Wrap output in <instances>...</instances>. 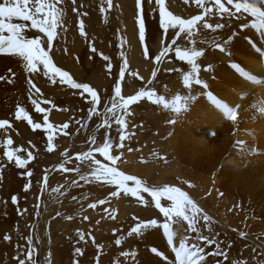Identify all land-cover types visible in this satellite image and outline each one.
I'll list each match as a JSON object with an SVG mask.
<instances>
[{"label":"snow or ice","instance_id":"obj_1","mask_svg":"<svg viewBox=\"0 0 264 264\" xmlns=\"http://www.w3.org/2000/svg\"><path fill=\"white\" fill-rule=\"evenodd\" d=\"M63 0H0V55L18 57L23 62V71L27 73V84L29 85V98L31 104L35 107V111L38 113H44V124L33 123L32 118L28 115L24 107L17 105L15 111L16 120H26L33 130L42 129L48 133L47 143L48 151L51 152L53 148V132L56 128L68 129L71 121L54 125L48 122V112L51 109L42 108L41 103L51 104L53 108L56 105L47 99H43V93L40 87H37L33 82L35 76L47 77V82L53 86H67L73 90V95H79L84 99L86 106V117L75 119L76 126L75 131L79 133L81 129L87 131L89 123L94 117L100 118V123L95 125L96 131L91 134L90 143L94 145V149H89L87 152H80L77 154L78 159L89 160L95 167L90 175H82L81 180L85 182H91L95 179L105 180L110 184L116 186V190L110 191L111 197H118L121 191L125 195H131L136 197L138 202L144 207H149L150 202L144 198L142 193H147L151 198V204L158 210L159 214H162L163 222L156 218L141 219L138 215L132 217L134 221H137L134 227L128 231L127 236L132 237L134 234L139 235L145 229H162L164 236L167 238V245L171 248V251L175 254L176 264H213V261L207 259V257H223V261L228 260V252L225 248H222L223 241L214 238V236L205 235L204 231L213 233V225L216 221L213 217L205 211V209L198 203L188 192L182 190L180 187L174 185H150L146 181L138 178L134 175H127L122 171H119L116 162L120 159V156L113 155L111 149L113 147V141L105 134L102 143L96 142V132L100 129L111 130L112 124L115 123L120 127L116 129L120 133L118 148L124 147V141L128 138L125 135V129L128 127L126 117L131 116L129 111L130 106L138 104L142 99L152 101L155 94L154 89H144L135 94L124 95L122 93V84L125 80V73L129 72V63L125 57L124 52L120 53V59L122 63L118 66V76L114 78L112 68V58L109 55H105L103 52L98 53L103 61L107 62L105 78L108 80V84L103 82H93L89 79L87 71L81 72L76 65L80 63L81 57L79 55L74 57V63L72 68L66 69L63 66H57V62L54 61L55 55L54 46L58 41H63V46L58 47L55 51H59L63 56H70V50L67 46L66 34L68 33V27L66 26V10L60 5ZM72 11L75 12L76 0H71ZM107 8L101 7V12H106L107 9L113 7L112 0H106ZM145 4L148 8L153 7V0H135V16L139 26V39L143 43L145 41ZM197 7L203 9V13L200 15H194L190 19H183L178 16H174L171 11L168 10L165 0H155V5L159 8L158 27L159 30L167 34L169 28L174 29V35L171 39V44L160 50V39L158 37L153 38V46L159 51L158 55L154 56L157 65L163 63L164 57L172 51V45L177 44V39L180 38L181 33L186 34V39L192 45L191 47H184L177 45L175 48V54L180 61H186L187 65L191 66V71H186L183 74V84L189 91L187 95H175L171 101H166L164 97H157L156 104H162L165 108H170L174 113V117L168 122L170 124H176L178 120L182 119V113H186L190 106L198 99L196 95L192 94V86L200 85L202 90L212 88L211 82L215 80V77H211L210 80H204L200 78L201 67L197 61L204 57L205 49L197 48V41L193 38L197 35L199 29L197 25L203 21V29H211L215 32L217 29L225 27L222 23H215V25L208 23L205 20V16H211L215 11L220 16H227L229 18L235 17L236 20H241L244 14L252 17L251 24L247 21L241 23L239 27L241 29H248L249 27L256 29L260 33V39L264 40V0H195ZM211 5V7H209ZM239 14V15H238ZM87 15V13H83ZM14 19L29 23H13ZM231 27V25H229ZM31 28L36 30L37 35L35 38H28L25 35V30ZM79 35L85 40H88V32L86 31L85 21L79 20L78 24ZM7 33V35H5ZM42 34V36L40 35ZM236 33H232L227 39L222 42H218L215 39L212 42V46L220 53H225L229 57L232 55L229 51L232 41L236 36ZM249 44L253 47V50L260 57L262 66H264V44L257 46V43L250 37L247 38ZM123 39L121 40V46H123ZM201 44L208 43L207 40H201ZM90 52L97 53L95 44H90ZM74 51V50H73ZM143 56L148 59L149 46H144ZM89 60L92 59L91 55L88 56ZM233 64V63H232ZM231 64V66H232ZM75 69V71L73 70ZM159 67L152 72V77L155 79ZM168 71H179V69L170 68ZM206 73H212L214 71L213 65L208 63L204 69ZM8 75H0V81H6L8 84L15 83L14 77L16 73L12 69H8ZM240 77L251 81L253 83H264V73H254L246 70L239 64V71L237 72ZM130 75H137V73L129 72ZM152 81H149L151 84ZM212 93L211 97L208 94ZM207 98L213 99V105L216 109H219L228 120L232 121V112L236 110L230 103L217 97L213 91H206ZM35 95L37 98H32ZM62 111L67 112L68 109L64 108ZM84 111V109H81ZM13 127L12 122L8 118L0 119V130H3L4 134L8 133V130ZM216 135L215 132L212 133ZM31 143V141L29 142ZM237 145H243V141H237ZM13 139L11 136L2 142L0 146L4 147L3 153L6 158L4 161H0V180L3 179V173L9 165H14L19 169H26L29 162L35 157L31 151L23 147L13 148ZM35 147V145H33ZM93 151L99 152L106 160L108 164H102L100 160L95 159ZM128 151H133L132 148H128ZM243 151V149H242ZM26 152V157H22L18 153ZM123 153H121L122 155ZM67 155V153H65ZM63 168V165H60ZM69 171V169H64ZM76 172L80 169L76 168ZM26 176L31 177L32 171H27ZM45 185L47 184V175L44 177ZM128 182L132 183V186H128ZM215 181H213L214 183ZM75 183V181H73ZM189 188H195L196 185L188 183ZM31 188V181H28L24 185L23 191L28 192ZM53 191L59 192V188L53 189ZM219 191V190H217ZM43 192V186L41 188ZM206 196H211L212 191L206 190ZM219 196L224 197L225 193L219 191ZM76 199L75 196L72 197ZM12 203L16 204L18 197L13 195L11 197ZM162 200H166L168 203L165 206L162 204ZM100 204L106 203L105 200H100ZM39 208V204L36 205ZM89 207H96L95 204H90ZM239 207V205H236ZM19 211V210H18ZM24 212L27 209L23 210ZM40 215L39 211L36 213ZM57 215H60L58 212ZM109 217L113 220L116 219L114 215L109 213ZM66 219H73L72 216H67ZM84 220H88V216H84ZM99 224V221H96ZM186 225V226H185ZM113 235H115L117 229H113ZM235 231V229H233ZM192 234H195L194 236ZM218 236L219 233H215ZM240 237L244 238L248 234L241 231ZM77 243L85 240V234L83 232H77ZM5 241L11 242V235H4ZM125 237H120L115 240V244L120 246ZM178 240V244H177ZM27 251L22 250L17 245L16 255L14 257L15 264H36L34 257L36 256V247L33 244V237L29 235L26 238ZM92 242L95 243V237L92 238ZM206 246H212L214 251H205ZM226 248H231L232 244L227 243ZM103 245L98 246V250H101ZM255 251V250H254ZM159 252V250H157ZM75 254L83 255V249L80 247L75 248ZM51 253L48 254V264H52ZM120 255L127 260L131 257L135 259V252L124 251ZM261 255H264L262 253ZM167 259L166 256L163 257ZM223 261H215V264H223ZM96 264H101L100 256H96ZM119 264V261H116ZM232 264H248L247 260L240 261L234 260ZM255 264H264V261L257 260Z\"/></svg>","mask_w":264,"mask_h":264},{"label":"rangeland","instance_id":"obj_2","mask_svg":"<svg viewBox=\"0 0 264 264\" xmlns=\"http://www.w3.org/2000/svg\"><path fill=\"white\" fill-rule=\"evenodd\" d=\"M184 1L188 3L189 0ZM191 1L194 2L195 0ZM68 2L71 3V0H63V3L61 4L62 7L66 9ZM165 2L167 5V0H165ZM88 4V0H82L81 2L80 0H76L75 8H77V12H75V15L77 16L75 22L74 19L71 18V22H69V25L67 26L68 33L66 34L70 56L63 57L61 52L55 51L56 48L63 46V41H58L54 46L55 55L53 56V59L57 62V66H63L66 69H69L73 66L74 57L79 55L81 60L80 63L76 65V68L79 70L82 69L83 72L87 71L89 79L93 82L94 79H100L105 85H107L108 80L105 78L107 62L103 61L98 53L103 52L105 55H109L112 58V72L115 78L118 76L119 63H122L120 53L124 52L127 58L125 48L128 47V44L126 43L127 40L124 41L123 39V46L125 44V47L121 46V40L124 36L122 28H120L121 25L119 24V20L117 21L116 18H114V0H112L113 7L107 9L106 12L100 11L101 7L107 8L106 0H91L92 8L89 11L84 8H87ZM209 7L211 6L209 5ZM181 8L185 9V6H181ZM94 9H96L95 13H97L98 19L94 17ZM168 10L172 11L170 6H168ZM83 13H87V15H83ZM172 13L174 16L180 17L179 14ZM66 15L68 18L67 9ZM78 17H82L85 21L88 40H85L79 35L77 27L79 24V20H77ZM144 18L145 41L141 43L139 40V45L141 46L142 51H144L145 45L149 46V56L147 60L152 63V65L148 67V70H151L150 77L146 80L145 75L141 73L140 70H137L139 67L131 68V64L128 61L129 72L137 73V75L133 76L130 75L129 72L125 73V80L122 84V93L124 95H130L135 94L142 88L154 89L156 95L161 97L164 96L161 93V88L165 87L170 98H173L177 78L174 71H168V69L175 68L176 45L171 46L172 51L164 57L163 63L159 65H157V62L154 59V56L158 55L159 52L156 51V48L153 46L154 37L160 39V50L170 45L171 39L174 35V33L171 35L173 30H170L169 28L166 35L159 30V8L155 5V0H153V8H148L147 4H145ZM13 23L27 24L29 22L14 19ZM25 32L32 38H35L37 35L36 30L31 28L26 29ZM40 35L42 36V34ZM137 35L139 37V32H137ZM183 35L184 33H181L177 42L181 40ZM90 44H95L97 53L90 52ZM89 55L92 57L91 60L88 58ZM127 60L129 59L127 58ZM157 67H159V71L154 79L152 77V72L155 71ZM73 70L75 71V69ZM149 81H152V83L149 84ZM40 83V76L37 75V86H40ZM134 87H137V89L134 90ZM131 90H133V92H131ZM72 92L73 90L69 89L67 86L51 85L50 91H47V94H43V99L51 100L56 105L55 108H53L51 104H47L46 107L44 103L40 105L42 108L46 109L51 107V111L48 112L49 123L56 125V119L60 118L63 119V122L57 125L71 121L68 129L56 128L54 130V138L52 142L53 148L51 152L48 151V133L45 132L43 128L33 130L32 126L29 125L26 120L23 121L26 123L27 129L32 130L35 133V137H30V135L24 133L23 129L19 134L21 140L19 145L13 142V148L23 147L28 151H31L35 159L29 162L26 169H19L14 165H9V167L4 170L3 179L0 180V264H15L14 257L16 255L17 245L26 252L28 247L26 238L29 235L33 237V244L36 247V256L34 257L36 264H48L49 253L52 254V264H96L97 255L100 256L101 264H116V261H119V264H130V258L125 260L120 253L136 250L134 246L124 242L126 237L136 239L141 234L140 233L138 236L134 234L132 237L127 236L128 231H130V229L137 223L132 217L138 215L139 217H142V219L159 218V220H162V214H159L158 210L151 204L152 198L147 193H142V195L150 202L149 207H144L138 202L136 197L125 195L122 191L117 197L118 202L116 201L119 204L121 201H124L120 206L112 200L113 197L109 195V189L111 186L116 190L115 185L110 184L105 180H91V182H85L80 179L82 175L87 174L89 167L95 165L89 160L78 159L77 154L82 151L87 152L90 148L94 149L95 146L90 143V138L91 134L96 131L95 125L101 121L100 119L95 120L96 117H94L89 123L87 131L81 129V131L77 133L75 128L78 126L75 125L74 120L86 117V106L84 99L79 95H73ZM153 100L155 101L156 99L154 98ZM147 101L149 100L142 99L138 104L130 106L129 111L132 115L126 117L128 127L125 129V135L128 138L125 139L123 148L117 147L120 133L117 132L116 129L120 126L115 123L112 124L111 130L102 128L99 132H96V142L102 143L105 134H107L113 141V147L111 149L112 154L120 156V159L116 162L118 170L127 175L137 176L150 185H156L154 184V179L161 177L162 170L166 171L172 162H174L172 158H169L171 151L167 147V138L164 135V130L165 132L167 131L165 128L167 125H170L168 121L173 118L174 112L170 108H165L162 104H156L152 101L149 103L147 109L139 108L142 106L143 102ZM22 106L24 107V105ZM64 108H67L68 111H62ZM16 109L17 108H15L14 111H16ZM81 109H84V111H81ZM135 110L137 111L136 114H134L136 112ZM27 113L32 118L33 123L44 124V113L36 112L35 107L32 111H27ZM13 116H15V112L13 113ZM5 118L9 119L10 117L6 116ZM10 121L13 125L11 129H16L15 119ZM11 129L9 130L11 131ZM30 141L31 143H29ZM68 142H71L69 146H67ZM33 145H35V147H33ZM128 148H132L133 151L129 152ZM4 150V147L0 146V157L4 153ZM125 152H127L126 155ZM65 153H67V155H65ZM121 153L123 154L121 155ZM18 154L22 157H26L27 155L26 152H20ZM93 155L95 159L100 160L102 164L109 163L99 152L93 151ZM131 155H134V157H131ZM3 156L4 155H2V158L5 160L6 158ZM60 165H63L64 167L61 168ZM65 168L69 169V171H64ZM76 168H79L80 171L76 172ZM29 170L33 173L31 177L25 175ZM45 175H47L46 185L44 181ZM171 179H174L173 175L171 176ZM28 181H31V188L28 192H24V185L28 183ZM73 181H75V183H73ZM151 181L154 183H151ZM83 183L88 184V186L84 187V192L81 193L85 197H78L75 195L76 199L73 200V195H71L72 190L78 185L82 186ZM178 183L179 185H182L181 183L183 182ZM104 185H108V188H103ZM159 185L175 186L170 180L168 183L165 182ZM42 186L43 192H41ZM128 186L131 187L132 183L128 182ZM177 187L182 189L181 186ZM55 188H59L60 191H53ZM111 191L114 190L111 189ZM13 195L18 197L16 204L12 203L11 197ZM121 196L125 198L120 200L119 198ZM100 200H105L106 203L100 204ZM84 203H87L88 207L90 204H95L96 207H89L93 211H96L98 207L97 205H100V211L105 212L103 213L105 220L114 221L116 226L118 225L119 228L122 229V233L120 234L118 226L117 228H108L107 225L106 227L100 225V227H103V235L105 236V239H99L95 235L96 233L93 232V230L97 231V229L91 226V223L95 224V218H88L86 221L84 220ZM167 203L166 200H162V204L165 206ZM37 204H39V208L36 207ZM120 208H123V211L119 217L121 213ZM24 209H27V211L24 212ZM37 211L40 213L39 216L36 215ZM58 212L60 215H57ZM109 213L114 215L116 219H111ZM67 216H72L73 219L68 220L66 219ZM147 216H149V218ZM130 219L132 221H130ZM63 220L70 222V226H60L62 223L61 221ZM85 223H87V226L81 227V224ZM126 223H129V229L124 226ZM113 229H117L115 235H113ZM78 231L85 234V240L87 243L84 241L77 243ZM161 232H163L162 229ZM4 235H11L12 241H5L3 239ZM121 235L125 237V239L120 246H117L115 240L122 237ZM93 237H95V243L92 242ZM106 241L110 242L109 246ZM99 245H103L101 250H98ZM76 247L83 249V255L75 254ZM115 252H117L116 255H113Z\"/></svg>","mask_w":264,"mask_h":264},{"label":"bare ground","instance_id":"obj_3","mask_svg":"<svg viewBox=\"0 0 264 264\" xmlns=\"http://www.w3.org/2000/svg\"><path fill=\"white\" fill-rule=\"evenodd\" d=\"M88 3L87 8H84L89 11L92 8L91 0H88ZM114 4V18L117 21L119 20V24L121 25L120 28H122L124 36L122 39L124 41L127 40L128 47L125 48V53L127 54L131 68L139 67L137 70H140L145 75V79L148 80L151 73L148 67L152 63L144 58L143 51L139 45L140 39L137 35L139 31L135 16V0H114ZM167 5L171 7V12L179 14L180 18L183 19H190L192 16L203 12V9L197 7L195 1L191 0L188 3L184 0H167ZM60 6L62 7V5ZM71 6L70 2H68L67 7L65 6L68 11L66 26L71 22V18L75 22L77 16L75 15L77 11L73 13ZM181 6H185V9H182ZM95 10L94 17L98 19ZM82 17H78L77 20L82 19ZM252 19L248 14H244L241 20H236L235 17L229 18L226 15L222 17L218 12L214 11L210 17L205 16V20L213 25L215 23H222L225 25L224 28L213 32L211 29L202 28L203 21L198 23L197 29L199 31L193 38L197 41L196 47L198 49H205L204 57H201L197 61L201 67L200 78L210 80L214 76L215 80L211 82L212 88L207 90H202L200 85L193 84L192 94L198 97L197 101L190 106L186 113H182V119L178 120L176 124L166 126L165 129L167 131L165 132L164 130V135L167 138V147L171 151L169 158H172L174 162H172L166 171L162 170V176L154 179L155 183L151 181V183L159 185L165 182L168 183L170 180L175 186H181L216 221L213 225V233H208L205 230L204 234L214 236V238L224 242L221 246L228 252V260L223 261V257H207V259L213 261V264L217 260L223 261V264H232L234 260H247L248 264H255L257 260L264 261V255H261L264 253V113L260 112L264 109V83L253 84L240 77L233 68V65L239 67L240 64L248 71L264 73V66H262L260 57L254 52L247 38L250 37L254 40L257 46L264 44V40L260 39V33L256 29L251 27L241 29L239 27L245 21L251 24ZM170 30H173L172 35L175 30L171 28ZM232 33H236L237 35L234 37L229 49L232 54L230 57L213 48L212 42L214 39L222 42ZM25 35L28 38H32L26 32ZM201 40H207L208 43L201 44ZM177 45L183 48L192 46L186 39V34L177 42ZM123 47H125V44ZM156 51L158 50L156 49ZM208 63H211L214 68V71L210 74L204 71ZM10 68L16 73L14 77L15 83L8 84L6 81H0V119L9 116V119L12 120L15 119L13 113L17 105H24L26 111H32L34 107L29 98V85L27 84V73L23 71V62L18 57L0 55V75H8L9 78H13L8 73V69ZM175 69H179V71H174L177 79L173 98L175 95H187L189 90L183 84V74L186 71H191V66L187 65L186 61H180L176 56ZM80 71L83 72L82 69ZM40 80V86L37 87L41 88L43 94H47L46 92L50 91L51 84L47 82V77L40 76ZM33 82L36 83V76ZM94 82L103 81L94 79ZM136 89L137 87H134V90ZM210 90L218 98L225 100L236 108L234 110L235 113L231 117L233 122L228 120L219 109H216L213 105V99L207 98L205 94H202ZM161 93L164 95L162 97L167 101L173 99L170 98L165 87L161 88ZM211 96L212 93H209L208 97ZM157 97L160 96L155 93L153 99H157ZM32 98L37 97L33 95ZM153 99L152 102L154 101ZM150 102H143L139 108L147 109ZM136 113L137 111L134 114ZM174 115L175 113L173 117ZM96 119L100 118L96 117ZM62 122L63 119H56L55 124L57 125ZM15 125L17 128H13L11 131L8 130L7 134H4L3 130H0V142L11 136L14 140L13 142L19 145L21 142L19 134L23 129L24 133L30 135V137H35V133L27 129L26 123L23 120L15 119ZM213 132L216 135H213ZM238 140L243 141L244 144L238 146L236 143ZM70 143L68 142L67 146ZM2 155L0 161H4ZM131 157H134V155H131ZM94 167H89L86 175H90ZM172 175L174 179H171ZM177 181L183 182L181 183L182 185H179ZM213 181L215 182L213 183ZM189 182L196 185V187L189 188L187 185ZM85 186H88V184L83 183L82 186H76L72 190L71 195L85 197L81 194L84 192ZM103 188H108V185H104ZM111 189L115 190L113 186H111L109 191ZM206 190H211L212 195H204ZM217 190L223 191L225 196L220 197ZM123 198L125 197L121 196L119 199L123 200ZM112 200L118 202L117 197H113ZM121 203L117 204L121 206ZM236 205H239V207H236ZM83 206L84 216L87 215L90 219L95 218L96 225L91 223V226L97 229V231L93 230V232L96 233L95 235L99 239H105L103 227H100V225L105 227L107 225L108 228H117L118 225L116 226L114 221L105 220L103 217V213L105 212L100 211V205H97L96 211L91 210L87 203H84ZM122 211L123 208L119 217ZM147 217L149 218V216ZM140 218L142 219V217ZM161 218L162 220L157 219L163 222V217L161 216ZM96 221L100 223L97 224ZM130 221L132 220L130 219ZM61 222L60 226H70V222H67V220ZM128 225L129 223H126L124 226L129 229ZM86 226L87 223L81 224V227ZM241 231L246 232L248 235L244 238L240 237L239 233ZM142 232L136 239L126 237L124 241L136 249L134 251L136 255L135 259L133 260L129 257L131 260L130 264H176L175 254L167 245V238L161 232V229H147L144 233ZM121 233L122 229H120ZM215 233H219V235L215 236ZM192 235L194 236L195 234ZM106 242L109 246L110 242ZM227 243H231L232 247L226 248ZM205 251H214V248L206 246ZM116 253L113 255H116ZM164 256L167 259H164Z\"/></svg>","mask_w":264,"mask_h":264}]
</instances>
